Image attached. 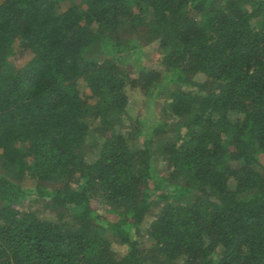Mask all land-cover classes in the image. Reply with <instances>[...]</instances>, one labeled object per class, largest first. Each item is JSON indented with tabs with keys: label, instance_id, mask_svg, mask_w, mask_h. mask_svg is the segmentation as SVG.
I'll return each instance as SVG.
<instances>
[{
	"label": "trees",
	"instance_id": "trees-1",
	"mask_svg": "<svg viewBox=\"0 0 264 264\" xmlns=\"http://www.w3.org/2000/svg\"><path fill=\"white\" fill-rule=\"evenodd\" d=\"M0 264H264V0H0Z\"/></svg>",
	"mask_w": 264,
	"mask_h": 264
},
{
	"label": "rangeland",
	"instance_id": "rangeland-1",
	"mask_svg": "<svg viewBox=\"0 0 264 264\" xmlns=\"http://www.w3.org/2000/svg\"><path fill=\"white\" fill-rule=\"evenodd\" d=\"M66 7V3H63V8ZM96 54V53H95ZM163 54L162 48L158 42V40H153L151 42H144L141 46L140 53L136 50V53L133 51L130 55V60L127 61L125 64V68L128 70L134 71L135 68L141 64L145 65H152L156 66L160 69H164L163 64L161 63V56ZM201 79V77L199 76ZM166 88L162 89L165 90ZM128 97L129 102L127 105L128 109V115H130V118L126 119L125 125L129 126L132 123H130V120L135 122L136 119H140L142 121V124H149L153 123L161 118H163L162 113L160 112V107L163 104L165 98H156V100H152L147 97L145 93L139 88V87H132L129 86L128 88ZM138 139H143L142 134H138ZM159 169L163 170V165L161 163H158ZM26 186H34V180L27 179L25 181ZM101 204V207L99 206V211L104 215L106 219L110 220H116L119 215L117 212L110 210V207L102 204V202L99 201ZM98 203V204H99ZM99 204V205H100ZM23 208H30L38 211L43 216L47 217H56V210L45 206V204L39 199H35L34 197L30 198L29 200L22 203ZM150 222V218H147L143 224V227H146ZM142 240V244L144 248L149 246L147 236L141 235L140 237ZM115 250L117 252L122 253L126 251L127 246L125 244L120 243L119 241L115 240L113 244Z\"/></svg>",
	"mask_w": 264,
	"mask_h": 264
}]
</instances>
